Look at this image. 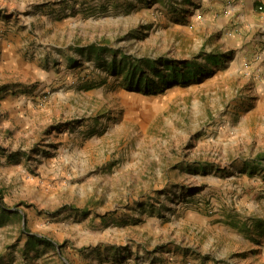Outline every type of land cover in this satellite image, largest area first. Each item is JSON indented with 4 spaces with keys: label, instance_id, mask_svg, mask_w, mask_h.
<instances>
[{
    "label": "rangeland",
    "instance_id": "374dc122",
    "mask_svg": "<svg viewBox=\"0 0 264 264\" xmlns=\"http://www.w3.org/2000/svg\"><path fill=\"white\" fill-rule=\"evenodd\" d=\"M260 3L0 0V264H264Z\"/></svg>",
    "mask_w": 264,
    "mask_h": 264
},
{
    "label": "crops",
    "instance_id": "0c3cea01",
    "mask_svg": "<svg viewBox=\"0 0 264 264\" xmlns=\"http://www.w3.org/2000/svg\"><path fill=\"white\" fill-rule=\"evenodd\" d=\"M256 0H201L202 7H205L211 11H215L218 8H226L228 9V13L230 14H240V15H252V12L254 11V2ZM262 3H260V6L264 7V0H261ZM217 8V9H216ZM219 10V9H218ZM254 18L252 17V21ZM6 63L8 64V67L10 69H18L21 65L25 63L24 59L15 55H6ZM16 79V78H15ZM12 86L8 85L7 90H10ZM15 87V85H13ZM15 95H21V92L16 93ZM14 96V95H13ZM125 241V240H124ZM123 241V243H124ZM126 243V242H125ZM124 243V244H125ZM131 243V241H129ZM125 244L123 246L122 252H120V255L117 256V261L121 262V259H123L124 255L127 253H130L132 256V259H130L128 264H184L181 259L182 257V251H179L178 249L176 251H170L168 252L167 249H160L156 248L153 251H148V247L146 246L147 243H137L135 244L136 247H133L131 251L130 247L126 246ZM137 248V249H136ZM136 251H133L135 250Z\"/></svg>",
    "mask_w": 264,
    "mask_h": 264
},
{
    "label": "trees",
    "instance_id": "16d2710c",
    "mask_svg": "<svg viewBox=\"0 0 264 264\" xmlns=\"http://www.w3.org/2000/svg\"><path fill=\"white\" fill-rule=\"evenodd\" d=\"M157 59H149L146 61V63L151 64V70L154 72V74L157 76L158 80H154L152 82L147 81L148 74L146 71L140 66V64L133 65L132 70L130 71L131 76L136 75L137 76V84L138 88H141V86H144L143 88L146 90V92H155V88H160L163 84H172V82H179L181 80H184L188 78L186 75V72L183 70L185 68V65L183 66L182 63L164 58L162 59V65H164L163 68L157 67ZM165 70H169V73H166ZM146 80L145 82H143ZM143 82V83H142ZM142 89V88H141ZM142 89V90H144ZM34 239L43 240L42 238H39L37 236H34Z\"/></svg>",
    "mask_w": 264,
    "mask_h": 264
}]
</instances>
